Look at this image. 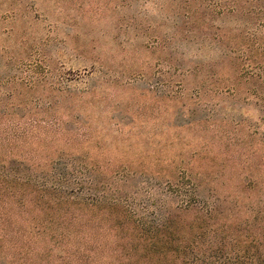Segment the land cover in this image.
<instances>
[{
	"label": "rangeland",
	"instance_id": "1",
	"mask_svg": "<svg viewBox=\"0 0 264 264\" xmlns=\"http://www.w3.org/2000/svg\"><path fill=\"white\" fill-rule=\"evenodd\" d=\"M0 110L18 153L75 157L100 194L0 203L6 264H137L169 213L192 259L264 260V0H0Z\"/></svg>",
	"mask_w": 264,
	"mask_h": 264
},
{
	"label": "trees",
	"instance_id": "2",
	"mask_svg": "<svg viewBox=\"0 0 264 264\" xmlns=\"http://www.w3.org/2000/svg\"><path fill=\"white\" fill-rule=\"evenodd\" d=\"M5 115L4 110H0V203L8 205L16 201L22 206L30 204L40 212L50 214L52 219V214H60L63 218L71 213L65 211V207L76 203L87 207L93 202V197L97 199L100 196L97 192H88L93 190L89 170L86 167L84 173L78 170L75 167V157H68L62 152L55 158L45 157V162L42 163L34 152L28 155L18 153L15 148L18 142L15 130L18 128L10 121L2 122ZM184 179V176L180 178ZM184 181L189 183V180ZM179 183L184 182H178L174 193L187 199L191 197L192 200L186 199L185 206L182 207L188 209L195 204L196 190L190 186L186 192H182L185 189L179 187ZM177 221H180V217L169 213L161 220L155 219L149 230H140L142 234L139 238L143 245L136 246L131 253H126L129 260L138 261L137 264H264L263 255L259 251L251 256L236 254L233 258L228 257L220 262L192 259L190 255L198 239L183 231ZM195 227L197 226L191 225L188 229L193 231ZM190 238L191 244L187 245ZM73 257L75 258L72 256L71 259ZM0 264L6 263L0 260Z\"/></svg>",
	"mask_w": 264,
	"mask_h": 264
}]
</instances>
